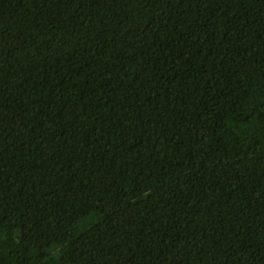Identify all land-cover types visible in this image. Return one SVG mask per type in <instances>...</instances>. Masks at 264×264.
<instances>
[{
	"label": "trees",
	"instance_id": "16d2710c",
	"mask_svg": "<svg viewBox=\"0 0 264 264\" xmlns=\"http://www.w3.org/2000/svg\"><path fill=\"white\" fill-rule=\"evenodd\" d=\"M0 264H264V0H0Z\"/></svg>",
	"mask_w": 264,
	"mask_h": 264
}]
</instances>
